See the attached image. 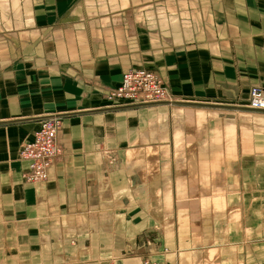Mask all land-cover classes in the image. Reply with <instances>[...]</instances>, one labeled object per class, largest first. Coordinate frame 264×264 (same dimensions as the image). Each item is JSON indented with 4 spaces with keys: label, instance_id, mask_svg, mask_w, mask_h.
<instances>
[{
    "label": "crops",
    "instance_id": "obj_1",
    "mask_svg": "<svg viewBox=\"0 0 264 264\" xmlns=\"http://www.w3.org/2000/svg\"><path fill=\"white\" fill-rule=\"evenodd\" d=\"M139 67L179 101L102 99ZM254 85L264 88V0H0L6 258L264 264V184L240 166L258 156L264 129V112L247 108ZM57 114L63 155L46 182L26 183L21 147ZM244 115L257 117L255 132ZM107 151L118 161L110 170Z\"/></svg>",
    "mask_w": 264,
    "mask_h": 264
},
{
    "label": "built area",
    "instance_id": "obj_2",
    "mask_svg": "<svg viewBox=\"0 0 264 264\" xmlns=\"http://www.w3.org/2000/svg\"><path fill=\"white\" fill-rule=\"evenodd\" d=\"M168 88L159 73L150 68H132L122 76L120 85L107 91L103 98L118 103L113 108L145 107L167 102ZM247 108L255 112H264V88L251 87L248 92ZM62 115L45 116L40 120L39 130L33 141L23 144L20 159L28 164L23 174L26 183H44L48 180L49 170L57 163L63 149L58 140L62 124ZM106 166L110 170L118 164L117 158L109 151L105 152ZM142 264H159L153 258H147Z\"/></svg>",
    "mask_w": 264,
    "mask_h": 264
},
{
    "label": "rangeland",
    "instance_id": "obj_3",
    "mask_svg": "<svg viewBox=\"0 0 264 264\" xmlns=\"http://www.w3.org/2000/svg\"><path fill=\"white\" fill-rule=\"evenodd\" d=\"M121 81H122V77H121L120 81L117 82L116 86L120 85ZM116 86H114V87H116ZM254 86H251V87H254ZM166 87L168 88V92H169L168 93L169 97H168L167 102L160 103V104H157V105H149V106H145V107L160 106V105H163V104H168V106H172V104L174 102L179 101V100H176V97L173 95V93L171 92V90L167 86V84H166ZM257 87H261V86H257ZM112 89H113V87H109L106 90H104L103 93L105 94L107 91L112 90ZM103 96L104 95H102V97ZM102 99H104V98H102ZM105 101L106 102H109L111 107H115V106L118 105V103L110 102V101H107V100H105ZM129 108H138V107H132V106H130ZM139 108H141V107H139ZM244 116H245L244 119H239V120H242V124L244 126V129H245L246 133H248V132H251L252 133L253 131L255 132L256 127H255V129L252 128L254 125H252L253 123L250 124L251 121H250L249 118H252V117L257 118V117H255V116H249V115H244ZM243 126L240 125L241 128H243ZM245 138L246 139H249L250 141H252V135L248 136L246 134L245 135ZM263 140H264V129L263 128L262 129L260 128L259 146L257 147V149L259 150V151H257L258 156L254 157V158L253 157H245L244 163H241L240 162V166H241L242 170H245V172L247 171V173H249L250 171H252V175H254L253 172H255V176L257 175V172L260 173V177H259L260 184H264V144H263L264 141ZM255 143H256V141H255ZM255 147H256V145H255ZM240 148H242L241 145H240ZM244 148L245 149L248 148L246 146V144H245V147ZM234 150H237V148L235 146H234ZM237 160H239V158H237ZM245 178H247V175H245ZM36 184H41V183H36ZM236 184H239V183H236ZM245 184H247L246 181H245ZM263 223H264V212H263V214L261 212V224H262V227H263ZM2 225L4 226V224H2ZM9 239H12V238L10 237ZM11 244H12V242L11 241H8L7 242V246L8 247H4L5 246L4 245V241H1L0 242V264H12L11 259L10 258H6V252L8 251L7 249H9L10 247H12ZM1 252H3V253H1ZM261 252H264V251H261ZM7 253H8V256L7 257H9L11 253H9V252H7ZM4 254H5V257L2 258V256ZM5 259H7V260L4 263L3 260H5ZM17 260H18V256H17Z\"/></svg>",
    "mask_w": 264,
    "mask_h": 264
}]
</instances>
